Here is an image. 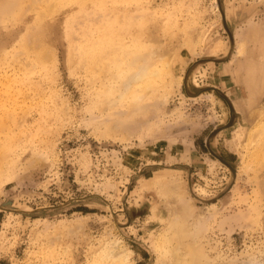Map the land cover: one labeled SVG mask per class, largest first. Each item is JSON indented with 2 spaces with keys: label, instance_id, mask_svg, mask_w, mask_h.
<instances>
[{
  "label": "rangeland",
  "instance_id": "rangeland-1",
  "mask_svg": "<svg viewBox=\"0 0 264 264\" xmlns=\"http://www.w3.org/2000/svg\"><path fill=\"white\" fill-rule=\"evenodd\" d=\"M202 261L264 264V0H0V264Z\"/></svg>",
  "mask_w": 264,
  "mask_h": 264
},
{
  "label": "bare ground",
  "instance_id": "bare-ground-1",
  "mask_svg": "<svg viewBox=\"0 0 264 264\" xmlns=\"http://www.w3.org/2000/svg\"><path fill=\"white\" fill-rule=\"evenodd\" d=\"M113 25H114V24H113ZM113 27H114V26H113ZM116 29H117V28H116ZM111 32H112V31H111ZM103 40H105V39H103ZM107 40H108V39H107ZM105 43H106V42H105ZM96 45H97V43H96ZM104 45H105V44H104ZM108 46H109V45H108ZM92 48H93V47H92ZM106 49H107V47H106ZM114 53H115V52H114ZM106 59H108V58H106ZM103 60H104V59H103ZM94 61H95V60L93 59V62H94ZM105 61H106V60H105ZM138 63H139V62H138ZM144 65H145V64H144ZM139 67H140V66H139ZM140 70H142V69H140ZM145 71H146V70H145ZM145 71L143 70L142 72L144 73ZM139 72H140V71H139ZM142 72H141V73H142ZM137 73H138V71H137ZM145 73H146V72H145ZM147 74H148V73H147ZM147 74H146V75H147ZM144 77H145V76H143V74H139V73H138L137 75L134 76L135 79H133V81H137V83H138L139 81H141L142 79H144ZM147 77H148V76H147ZM148 78H149V77H148ZM145 81H146V80H145ZM183 229H184V228H183ZM189 230H190V229H189ZM183 231H184V230H183ZM193 235H194V234H193ZM177 237H178V236H177ZM181 238H182V236L180 237V235H179L178 240H177L178 243H179V241H180L179 239H181ZM191 238H192V236H191ZM190 240H191V239H190ZM187 241H189V240H187ZM184 242H185V240H184ZM191 242H192V241H191ZM197 246H198V245H197ZM194 247H195V246H194ZM183 248H184V246H183ZM196 248H197V247H196ZM174 249H175V248H174ZM188 250H189V249H188ZM175 252H179V251H178V248H176ZM187 252H188V251H187ZM181 253H182V252H181ZM177 254H178V253H177ZM182 254H183V253H182ZM178 256H179V255H178ZM187 258H188V257H187ZM202 260H203V259H202ZM183 262H185V261H183ZM181 263H182V262H181ZM200 263H201V264H204L203 261L200 262Z\"/></svg>",
  "mask_w": 264,
  "mask_h": 264
}]
</instances>
